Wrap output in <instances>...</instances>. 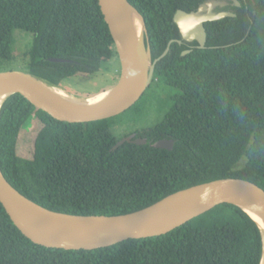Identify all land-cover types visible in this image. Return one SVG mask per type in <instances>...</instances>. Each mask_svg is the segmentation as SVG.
<instances>
[{
  "label": "trees",
  "instance_id": "trees-1",
  "mask_svg": "<svg viewBox=\"0 0 264 264\" xmlns=\"http://www.w3.org/2000/svg\"><path fill=\"white\" fill-rule=\"evenodd\" d=\"M209 1L129 0L145 19L154 60L174 41L152 83L172 86L173 103L154 127L121 135L117 117L69 124L20 95L10 97L0 111V168L7 180L40 206L79 216L126 215L227 178L264 189V0L218 8L237 16L207 23L208 49L183 56L190 48L177 42L174 17ZM18 32L33 37L22 71L62 90H72L77 75L98 74L119 59L98 0H0V72L15 60ZM56 58L71 62H51ZM34 119L43 124L35 155L22 158L20 135ZM131 134L148 143L119 146ZM166 139L175 141L172 151L151 146ZM262 253L257 224L230 204L167 235L67 251L32 242L0 203V264H260Z\"/></svg>",
  "mask_w": 264,
  "mask_h": 264
},
{
  "label": "water",
  "instance_id": "water-1",
  "mask_svg": "<svg viewBox=\"0 0 264 264\" xmlns=\"http://www.w3.org/2000/svg\"><path fill=\"white\" fill-rule=\"evenodd\" d=\"M98 1L121 63L120 80L111 88L107 102L91 104L92 97L82 99L70 96L22 70L0 72V96L8 100L20 95L37 110L69 124L109 120L132 109L154 82L157 65L169 54L172 42L165 53L154 60L145 19L129 0ZM229 1L241 6L238 0H211L202 4L198 11L188 13L179 10L174 22L183 40L198 41L199 48L205 49L208 38L206 24L237 16L233 12L215 11L228 6ZM131 12L136 13L143 23L144 32L141 35L132 23ZM178 43L182 44V41ZM51 62L64 64L71 61L56 58ZM54 89L64 91V96L58 95ZM135 138V134L131 135L119 146L126 142L137 145L148 143L147 139ZM151 146L172 151L175 141L161 140ZM0 203L16 227L32 242L67 251H94L128 240L167 235L220 205L230 204L241 208L257 224L263 245L260 264H264V189L242 179L227 178L197 185L126 215L79 216L51 211L30 200L7 180L0 168ZM248 210L259 218L256 219Z\"/></svg>",
  "mask_w": 264,
  "mask_h": 264
},
{
  "label": "rangeland",
  "instance_id": "rangeland-1",
  "mask_svg": "<svg viewBox=\"0 0 264 264\" xmlns=\"http://www.w3.org/2000/svg\"><path fill=\"white\" fill-rule=\"evenodd\" d=\"M16 40L15 60L5 65L4 71L24 70L25 68L21 66H27L29 63L26 54L32 47V35L18 32L16 33ZM120 76L121 63L118 59L114 63L111 61L105 64L104 69L98 74L88 75L81 73L77 75L76 78L71 80L69 85L72 90L69 91L66 88L64 91L70 96L89 99L101 93V91L104 92L114 87L120 80ZM174 94L175 89L172 86L164 83L153 84L133 110L131 109V111L129 110L117 117L118 120H116L115 127H117L118 133L124 135L127 131L149 129L161 123L172 107V96ZM42 127L43 124L37 119L26 125L21 132L18 145V155L20 157L33 159L35 155V140ZM246 161V158L243 159L237 168H242Z\"/></svg>",
  "mask_w": 264,
  "mask_h": 264
},
{
  "label": "bare ground",
  "instance_id": "bare-ground-1",
  "mask_svg": "<svg viewBox=\"0 0 264 264\" xmlns=\"http://www.w3.org/2000/svg\"><path fill=\"white\" fill-rule=\"evenodd\" d=\"M131 20H132V23L134 24V26H135V28H136V30L138 32V35H141V33L144 32V27H143V23H141V21L139 20L138 15L136 13L131 12ZM50 89H53V88H50ZM54 90L57 92L58 95L64 96L63 95L64 91L59 90V89H57V90L54 89ZM60 93H62V94H60ZM65 96H66V94H65ZM110 96H111V89H108L107 91H104V92H101V93H99L97 95H94L91 98L90 102H91V104L105 103V102H107V100L109 99ZM6 100H7V97L0 96V110H1L3 104H4V102ZM248 211L256 219L259 218V216L256 213H254V212H252L250 210H248Z\"/></svg>",
  "mask_w": 264,
  "mask_h": 264
},
{
  "label": "flooded vegetation",
  "instance_id": "flooded-vegetation-1",
  "mask_svg": "<svg viewBox=\"0 0 264 264\" xmlns=\"http://www.w3.org/2000/svg\"><path fill=\"white\" fill-rule=\"evenodd\" d=\"M229 6V5H228ZM228 6H226V7H228ZM226 7H224V8H226ZM198 11V10H197ZM217 13H220L219 11V9H216L215 10ZM225 11V10H224ZM208 33V32H207ZM180 35H181V33H180ZM178 41H182V44H180V45H188L189 46V48L190 49H188V50H186V51H184L183 53H182V55L183 56H188L189 54H191V53H193V48H198L199 50H207L208 49V47H207V43H208V38H207V43H206V46H205V49H200L199 47H200V44H199V42L198 41H193V42H189V41H185V40H183V38H182V35H181V39L180 40H178ZM173 42V41H172ZM187 52H189L188 54H185L184 55V53H187Z\"/></svg>",
  "mask_w": 264,
  "mask_h": 264
},
{
  "label": "clouds",
  "instance_id": "clouds-1",
  "mask_svg": "<svg viewBox=\"0 0 264 264\" xmlns=\"http://www.w3.org/2000/svg\"><path fill=\"white\" fill-rule=\"evenodd\" d=\"M177 42H178V41H177ZM179 44H180V43H179ZM131 135H134V134H131ZM131 135H130V136H131ZM135 135H136V134H135ZM130 136H128V137H130ZM128 137H125V138H128ZM136 137H137V135H136ZM125 138H124V139H125ZM124 139H123V140H124ZM135 140H137V139H135Z\"/></svg>",
  "mask_w": 264,
  "mask_h": 264
}]
</instances>
